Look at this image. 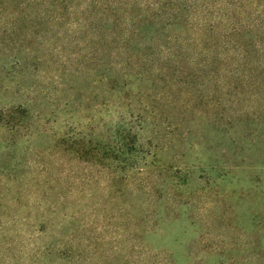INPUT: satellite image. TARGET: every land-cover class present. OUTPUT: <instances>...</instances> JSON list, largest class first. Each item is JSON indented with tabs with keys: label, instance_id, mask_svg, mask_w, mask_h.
Masks as SVG:
<instances>
[{
	"label": "rangeland",
	"instance_id": "1",
	"mask_svg": "<svg viewBox=\"0 0 264 264\" xmlns=\"http://www.w3.org/2000/svg\"><path fill=\"white\" fill-rule=\"evenodd\" d=\"M7 120L0 264H264V0H0Z\"/></svg>",
	"mask_w": 264,
	"mask_h": 264
},
{
	"label": "trees",
	"instance_id": "2",
	"mask_svg": "<svg viewBox=\"0 0 264 264\" xmlns=\"http://www.w3.org/2000/svg\"><path fill=\"white\" fill-rule=\"evenodd\" d=\"M44 3H47L44 1ZM179 10V9H178ZM22 14H18L14 17L16 26H23V25H32L33 27L39 29L45 24H49L47 20L51 19V15L49 12L45 11H31V10H24ZM170 13V12H169ZM169 22L170 24H175L179 22L178 16L169 14ZM62 16L58 15L57 17H53V21L60 22L62 21ZM62 24V23H61ZM189 28V27H188ZM49 32V31H48ZM144 28L139 29V27H134L129 31L122 30L120 27L112 28V43H115L119 48L128 49L129 47H137L140 48L142 46V36L144 34ZM160 32V31H158ZM60 38L62 36L61 32H57ZM243 33L240 26L234 25L231 29L224 30L222 29L218 34L219 40H227L230 41L232 38ZM205 34H215L213 30H207ZM56 36V35H54ZM159 36H155L149 41V46L147 48L146 60L147 62L155 61L154 58L156 57H165L166 60H176L180 59L183 56V51L188 48L189 45L192 44L191 39V32L190 30H186L177 36L169 35L159 40ZM209 40V39H208ZM183 47V50L181 49ZM162 70V68H159ZM159 70V71H160ZM2 126H7L8 128L11 127L14 129V123L10 122L9 120L0 122Z\"/></svg>",
	"mask_w": 264,
	"mask_h": 264
}]
</instances>
